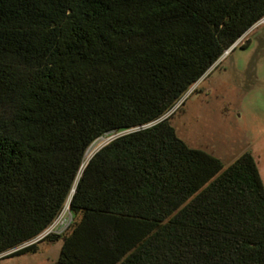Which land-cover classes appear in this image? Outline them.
Listing matches in <instances>:
<instances>
[{
	"label": "trees",
	"instance_id": "obj_1",
	"mask_svg": "<svg viewBox=\"0 0 264 264\" xmlns=\"http://www.w3.org/2000/svg\"><path fill=\"white\" fill-rule=\"evenodd\" d=\"M262 19L264 0H0V255L70 198L55 264H264L253 154L226 166L171 121Z\"/></svg>",
	"mask_w": 264,
	"mask_h": 264
},
{
	"label": "rangeland",
	"instance_id": "obj_2",
	"mask_svg": "<svg viewBox=\"0 0 264 264\" xmlns=\"http://www.w3.org/2000/svg\"><path fill=\"white\" fill-rule=\"evenodd\" d=\"M244 42L248 45L240 46ZM183 100L171 119L178 134L191 146L218 156L226 166L250 151L264 182V19L220 58ZM112 137L98 138L87 157ZM61 247L60 240H43L36 253L0 257V264H55Z\"/></svg>",
	"mask_w": 264,
	"mask_h": 264
},
{
	"label": "built area",
	"instance_id": "obj_3",
	"mask_svg": "<svg viewBox=\"0 0 264 264\" xmlns=\"http://www.w3.org/2000/svg\"><path fill=\"white\" fill-rule=\"evenodd\" d=\"M238 41L230 48V50L237 45ZM87 155L88 154H86V157ZM89 157H87V159ZM72 223H73V215L70 210V198H69L67 202L65 203L63 209L60 211V213L57 215V217L53 220V222L49 226H47L43 231H41L39 234H37L33 238L25 241L24 243L16 247L14 250L1 254L0 257H4L17 249L38 244L50 235H62L70 228Z\"/></svg>",
	"mask_w": 264,
	"mask_h": 264
},
{
	"label": "water",
	"instance_id": "obj_4",
	"mask_svg": "<svg viewBox=\"0 0 264 264\" xmlns=\"http://www.w3.org/2000/svg\"><path fill=\"white\" fill-rule=\"evenodd\" d=\"M229 51H230V49L227 50V51L225 52V54H227ZM225 54H224V55H225ZM224 55H223V56H224ZM212 67H213V66H212ZM212 67H211V68H212ZM211 68H210V69H211ZM73 191H74V189H73Z\"/></svg>",
	"mask_w": 264,
	"mask_h": 264
},
{
	"label": "crops",
	"instance_id": "obj_5",
	"mask_svg": "<svg viewBox=\"0 0 264 264\" xmlns=\"http://www.w3.org/2000/svg\"><path fill=\"white\" fill-rule=\"evenodd\" d=\"M60 241H62V240H60Z\"/></svg>",
	"mask_w": 264,
	"mask_h": 264
}]
</instances>
